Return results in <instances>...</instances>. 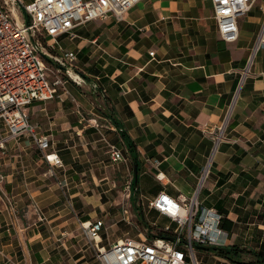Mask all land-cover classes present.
I'll list each match as a JSON object with an SVG mask.
<instances>
[{"label":"crops","instance_id":"1","mask_svg":"<svg viewBox=\"0 0 264 264\" xmlns=\"http://www.w3.org/2000/svg\"><path fill=\"white\" fill-rule=\"evenodd\" d=\"M263 22L264 0H256L238 18V39L226 42L210 0H140L122 20L96 19L76 26L73 38L60 35L62 51L75 52V64L93 77L85 76L89 94L64 80L55 99L26 108L62 167L50 166L27 135L9 138L0 152V264H100L80 223L100 219L102 194L120 187L119 178H126L121 219L144 221L138 209L150 212L147 202L160 191L191 197L202 183L198 202L221 214L224 245L264 256V45L254 51ZM109 143L125 161L110 160ZM135 235L104 243L99 234L100 244L144 234ZM211 252L210 264H233Z\"/></svg>","mask_w":264,"mask_h":264},{"label":"built area","instance_id":"2","mask_svg":"<svg viewBox=\"0 0 264 264\" xmlns=\"http://www.w3.org/2000/svg\"><path fill=\"white\" fill-rule=\"evenodd\" d=\"M140 0H0V119L6 135H0V152L7 150L9 138L27 135L50 166L62 167L61 158L55 152H46L50 147L49 137L36 131L30 123L26 108L35 101H48L57 97L55 85L62 80L50 81L48 60L53 50H61L58 37L67 34L73 38L74 28L96 19L112 16L122 20L125 13ZM213 18L220 38L226 42L239 37L238 18L245 15L256 0H210ZM18 7L22 18L18 22L10 7ZM22 11H21V10ZM19 16V15H18ZM264 45V22L261 25L256 51ZM50 52V53H49ZM254 54V52H253ZM253 54L242 71L240 87L249 70ZM153 57L154 52H149ZM60 64H72L76 60L73 51H62L57 57ZM95 124V121L89 119ZM96 125V124H95ZM223 126L218 127L215 149L222 137ZM106 152L113 162L125 161L120 148L108 144ZM158 164V160H154ZM202 170V182L208 173ZM158 179L162 178L157 174ZM3 176L0 175V180ZM202 183L191 197L179 194L173 197L160 191L148 200L149 209L165 216L159 233L143 235L139 239L125 238L105 247L100 244L99 234L104 228L101 219L81 222V231L94 249L100 264H199L195 244L210 247L224 246L226 233L221 229V214L214 208H205L198 202ZM129 184L124 196L129 198ZM157 226L156 223L152 224ZM185 248V250L183 248Z\"/></svg>","mask_w":264,"mask_h":264},{"label":"rangeland","instance_id":"3","mask_svg":"<svg viewBox=\"0 0 264 264\" xmlns=\"http://www.w3.org/2000/svg\"><path fill=\"white\" fill-rule=\"evenodd\" d=\"M28 1H30V0H26V2H28ZM10 10H11V13L14 16H16L18 18V20H20L21 15L19 13L18 7L15 6V8H13L11 6ZM50 54L51 55L48 57L49 59L45 61L46 67L48 68L49 80L50 81L55 80V79H60L62 81L66 80L67 81L66 85L71 84L75 87H79L80 89L82 88V89H84V94H89L88 87L90 86V83L85 78V76H88L89 78H93V77L91 75L87 74V72H85L83 67L75 64V62L72 64H66V66H63L62 64H60L59 59L56 57V56L60 55V52L58 50H53ZM68 70H71V71L77 73L82 78V80L81 81L73 80L70 77V75L67 73ZM61 85L62 84L59 83V84H56L55 87L61 86ZM93 89L95 90L94 95L97 98H100L98 89H95V88H93ZM90 98L92 99L91 95H90ZM103 100H105V99H103ZM0 131H4V125H3V122L1 119H0ZM14 146H18V144L14 145ZM13 152L15 153V152H17V150L13 151ZM101 164L103 166H106L105 169H108L112 163L109 161V159H104V162H102ZM85 179L86 180H92L91 174L87 173ZM125 180H126V178L125 179L119 178V181H120L119 184H121L120 187L115 189L113 192L111 191L112 193L107 195V197L104 194H102V197H103L102 200L108 201L104 211H102V213L98 214V217L105 221V226L108 228V229L103 228L102 231L100 232V236L103 237L104 243H106V237H108V236H110V238H112V239L116 236H118V237L120 236L121 238L132 236V237L136 238L135 234H138L140 232L143 233L144 235H149L152 233H159L160 232L159 229L164 225V223H166V221L158 213H156L152 210L150 212H147V210L143 209L142 207L138 209V215L140 216L139 218H141V217L144 218V221L148 224V228L146 230L144 229L145 226L140 221H138V219L134 216H133V219H130V221H128V222L121 219V212H120L118 205L120 203L119 202L120 192H121V189H123V187H124L123 184H124ZM105 181H107V180H105ZM105 185H107V184H105ZM122 193L124 194L126 192H122ZM88 194H89V192H88ZM46 200H49V198H47ZM111 202H113V203H111ZM95 209H96V211H98V208H95ZM102 215H105V217H102ZM149 221L150 222L155 221L157 226L155 227L152 224L148 223ZM234 244L237 245L240 249L244 250L242 255H241L242 260H244V261L253 260V256L248 253V250H250V249H247L246 246L243 247V244H240L238 242L234 243ZM195 245H197V244H195ZM183 249L185 250V248H183ZM194 253H195L197 260L199 261V264H210L213 261L211 256H210L212 254L211 250H204V249L195 248ZM189 264H192V261L190 258H189Z\"/></svg>","mask_w":264,"mask_h":264},{"label":"trees","instance_id":"4","mask_svg":"<svg viewBox=\"0 0 264 264\" xmlns=\"http://www.w3.org/2000/svg\"><path fill=\"white\" fill-rule=\"evenodd\" d=\"M140 222L145 227H147V224L143 220H140ZM214 251L216 252L218 256L227 259L229 262L233 264H264V256H261L252 250H248V253L253 256V260L251 261L242 260L241 255L244 250L240 249L235 244L226 245V246H217V247H214Z\"/></svg>","mask_w":264,"mask_h":264},{"label":"water","instance_id":"5","mask_svg":"<svg viewBox=\"0 0 264 264\" xmlns=\"http://www.w3.org/2000/svg\"><path fill=\"white\" fill-rule=\"evenodd\" d=\"M197 249H204V250H214V247L204 246V245H195Z\"/></svg>","mask_w":264,"mask_h":264},{"label":"bare ground","instance_id":"6","mask_svg":"<svg viewBox=\"0 0 264 264\" xmlns=\"http://www.w3.org/2000/svg\"><path fill=\"white\" fill-rule=\"evenodd\" d=\"M14 16V15H13ZM14 18L18 21V22H20V20H18V18L16 17V16H14Z\"/></svg>","mask_w":264,"mask_h":264}]
</instances>
